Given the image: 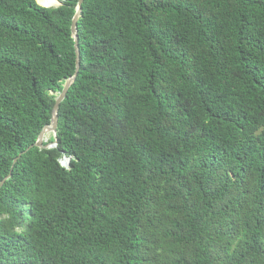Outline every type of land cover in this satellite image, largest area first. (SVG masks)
I'll return each mask as SVG.
<instances>
[{
	"label": "trees",
	"instance_id": "obj_1",
	"mask_svg": "<svg viewBox=\"0 0 264 264\" xmlns=\"http://www.w3.org/2000/svg\"><path fill=\"white\" fill-rule=\"evenodd\" d=\"M61 3L0 0V264H264V0H84L13 163Z\"/></svg>",
	"mask_w": 264,
	"mask_h": 264
},
{
	"label": "water",
	"instance_id": "obj_2",
	"mask_svg": "<svg viewBox=\"0 0 264 264\" xmlns=\"http://www.w3.org/2000/svg\"><path fill=\"white\" fill-rule=\"evenodd\" d=\"M37 2V0H36ZM84 0H77L76 3V7H75V13L72 17L71 20V34H72V38L74 40V52H75V70L74 73L65 80L64 84H63V88L62 91L59 93V95L55 98L52 110H51V119L48 125L44 126L40 132V134L38 135V138L36 140V142L31 145L30 147H28L26 149V151L21 152L14 160L13 163H16L17 160L21 157L22 154H24L25 152L29 151L30 149L36 147V148H46V147H51L56 145V140L54 142H52L50 145L44 146L43 144V139L44 136L46 134H56V129H57V121H58V109H59V105L60 103L65 99L66 94L70 88V86L74 83L77 73H78V69H79V50H78V46H77V41H78V37H77V21L78 18L80 17L81 14V9H82V4H83ZM62 3L60 2L59 6ZM47 8V7H46ZM9 177V175L5 178L7 179ZM4 180L0 182V186L3 184Z\"/></svg>",
	"mask_w": 264,
	"mask_h": 264
},
{
	"label": "bare ground",
	"instance_id": "obj_3",
	"mask_svg": "<svg viewBox=\"0 0 264 264\" xmlns=\"http://www.w3.org/2000/svg\"><path fill=\"white\" fill-rule=\"evenodd\" d=\"M37 2L43 7H55L60 3V0H37ZM46 136H44L45 138Z\"/></svg>",
	"mask_w": 264,
	"mask_h": 264
},
{
	"label": "built area",
	"instance_id": "obj_4",
	"mask_svg": "<svg viewBox=\"0 0 264 264\" xmlns=\"http://www.w3.org/2000/svg\"><path fill=\"white\" fill-rule=\"evenodd\" d=\"M52 147H54V146H52ZM59 164H60L61 167L67 168V166H68V159L65 158V157H63L62 159L59 160Z\"/></svg>",
	"mask_w": 264,
	"mask_h": 264
},
{
	"label": "rangeland",
	"instance_id": "obj_5",
	"mask_svg": "<svg viewBox=\"0 0 264 264\" xmlns=\"http://www.w3.org/2000/svg\"><path fill=\"white\" fill-rule=\"evenodd\" d=\"M60 2H62V0H60ZM59 4L57 6H59ZM57 6H55V7H57ZM45 136H47V137H46L45 140H43V144H48V140L51 137V133L50 134H46ZM48 145H50V144H48ZM51 147H52V145H51Z\"/></svg>",
	"mask_w": 264,
	"mask_h": 264
}]
</instances>
